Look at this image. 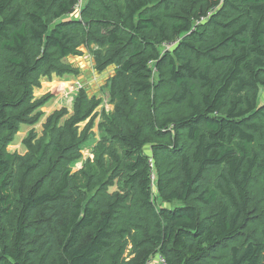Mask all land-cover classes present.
I'll return each instance as SVG.
<instances>
[{
  "label": "trees",
  "instance_id": "obj_1",
  "mask_svg": "<svg viewBox=\"0 0 264 264\" xmlns=\"http://www.w3.org/2000/svg\"><path fill=\"white\" fill-rule=\"evenodd\" d=\"M82 48L93 158L85 88L9 151ZM0 264H264V0H0Z\"/></svg>",
  "mask_w": 264,
  "mask_h": 264
},
{
  "label": "rangeland",
  "instance_id": "obj_2",
  "mask_svg": "<svg viewBox=\"0 0 264 264\" xmlns=\"http://www.w3.org/2000/svg\"><path fill=\"white\" fill-rule=\"evenodd\" d=\"M81 11L80 7H77L75 11L69 16L73 19L80 18ZM175 44V43H174ZM174 44H167L164 48H162V52L170 49ZM94 51L97 50V47H93ZM83 56L81 57H69L66 60V63L73 65L76 69L80 71L79 76H65L63 78H59L57 76H53L52 78H44L42 80V85L40 89L34 90L35 100L40 99L43 96H46L48 93L53 95L52 100L40 111L44 112L43 117L40 122L35 126H22L20 132L16 136L15 142L9 147V151L17 152L20 154H25L27 149L22 144L23 139L27 136L28 131L31 128H34L37 134L40 136L43 131V126L46 124L47 119L54 113L62 111L63 109L67 110V115L62 118L60 124H64L65 121L70 119L73 115L74 106L73 101L76 98L78 92L85 88L87 94L90 98H97L101 100V106L96 110V114L99 116L95 120V126L93 128V137L90 140V143L83 148V156L80 161L74 166L73 171L77 172L80 170L85 162L88 159L93 158V151L96 146V142L99 139V131L98 124L102 122L100 114L102 110L106 109L112 110V106L108 104V93L105 88L107 80L113 75L114 68L113 66L108 68L107 71L103 73H99L95 69V60L93 58L92 53L87 48H82ZM89 120L80 125V129H84V127L88 124Z\"/></svg>",
  "mask_w": 264,
  "mask_h": 264
},
{
  "label": "built area",
  "instance_id": "obj_3",
  "mask_svg": "<svg viewBox=\"0 0 264 264\" xmlns=\"http://www.w3.org/2000/svg\"><path fill=\"white\" fill-rule=\"evenodd\" d=\"M175 45V44H174ZM173 45V46H174ZM173 46H171L170 48H172ZM149 164H150V168H151V171H153V169H154V164H153V161L150 159V161H149Z\"/></svg>",
  "mask_w": 264,
  "mask_h": 264
},
{
  "label": "crops",
  "instance_id": "obj_4",
  "mask_svg": "<svg viewBox=\"0 0 264 264\" xmlns=\"http://www.w3.org/2000/svg\"><path fill=\"white\" fill-rule=\"evenodd\" d=\"M113 68H114V71H113V75H114L116 67L113 66ZM105 72H106V71H105ZM105 72H104V73H105ZM104 73H103V74H104ZM113 75H112L111 77H113ZM111 77H110V78H111ZM107 81H108V80H107ZM112 110H113V107H112Z\"/></svg>",
  "mask_w": 264,
  "mask_h": 264
}]
</instances>
